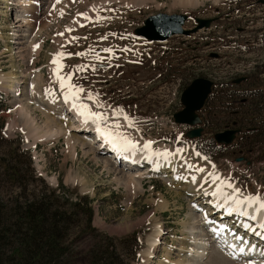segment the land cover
Instances as JSON below:
<instances>
[{
    "label": "rangeland",
    "instance_id": "1",
    "mask_svg": "<svg viewBox=\"0 0 264 264\" xmlns=\"http://www.w3.org/2000/svg\"><path fill=\"white\" fill-rule=\"evenodd\" d=\"M33 1L0 0V75H18L0 80V203L5 211L15 212L19 196L24 202L28 193L48 194L49 205L66 213L61 226L67 251L58 264H92V253L103 251L110 239L116 264H179L189 236L205 240L193 254L188 252V264H264V237L255 238L260 243L255 248L247 228L237 234L233 222L221 220L219 225L244 247L235 255L236 248L211 235L215 223L209 227L207 217L221 215L211 209L217 192L203 193L213 180L202 183L195 168L200 160L210 164L240 195L264 201V0H38L35 9ZM159 12L187 14L185 29L194 28L198 17L214 21L209 28L163 41L134 33ZM197 77L215 82L208 109L199 112L211 121L203 124L201 137L189 138L191 127L176 123L174 113L184 108L181 94ZM246 88L255 97L245 93L236 101V92ZM68 96L76 103L70 104ZM74 105L99 117L88 119L93 128L87 134L71 125L82 116L69 108ZM48 115L60 121L61 135H50ZM32 123L41 126L39 135L32 133ZM121 123L125 127L115 135L130 141L133 152L146 143L154 153L162 146L171 148L178 152V169L149 173L146 159L120 165L103 148H112L110 129ZM231 128L240 129L234 144L220 149L209 141ZM97 129L109 139H102ZM70 135L78 140L72 149ZM89 139L95 140L92 146ZM14 163L22 169L18 175ZM189 175L196 179L190 182ZM84 197L93 209L91 221ZM155 234L160 242L153 249ZM9 235L16 237L13 231ZM13 247L12 239L0 241V264H13ZM203 250L208 252L202 255Z\"/></svg>",
    "mask_w": 264,
    "mask_h": 264
},
{
    "label": "bare ground",
    "instance_id": "2",
    "mask_svg": "<svg viewBox=\"0 0 264 264\" xmlns=\"http://www.w3.org/2000/svg\"><path fill=\"white\" fill-rule=\"evenodd\" d=\"M35 1V2H34ZM33 1V3L31 4V7L33 8V9H35L34 7H37L38 6V0H34ZM182 4H185L186 2H190L189 0H181L180 1ZM18 78V75H14V72H11L10 74H7V75H0V80L1 81H6V80H9V79H11V78ZM19 77H22L21 75L19 76ZM16 78V79H17ZM4 83V82H3ZM17 87V86H16ZM19 88H21V87H19ZM18 88V89H19ZM22 89V88H21ZM36 90V89H35ZM15 91V90H14ZM18 91V90H17ZM71 97V96H70ZM70 97L68 96V99H67V101L70 99ZM70 104L72 103V104H75L76 103V101L74 100V99H72L71 98V100H69L68 101ZM22 108H24V106L22 105V107H21V109ZM69 108L72 110V109H75V111H82L83 112V110H81V108L80 107H78L77 105H75V106H69ZM87 108V107H86ZM86 111V110H85ZM89 111V110H88ZM87 111V112H88ZM94 112V111H93ZM92 113V112H91ZM87 114H89V113H87ZM87 114L86 115H82V116H75L74 117V119H72L73 121L71 122V119H70V122H71V125H73V126H77V127H80L81 129H82V131H85V133L87 134V133H89L90 132V130L88 131V128H93L92 127V121H89L88 119H90V118H88V119H86V116H87ZM94 114V113H93ZM48 121H47V123H46V125H47V127H48V130L50 131V135H61V133L62 132H64V130L65 129H63L62 128V125H60V121H57V119L55 118V117H52V116H49L48 115ZM124 119H126L125 117H124ZM123 119V120H124ZM68 121V120H67ZM30 122V121H29ZM123 122H127V121H123ZM64 123H66L65 121H64ZM31 124V123H30ZM29 125V124H28ZM32 125L34 126L35 124L34 123H32ZM32 125H30V128H31V130H32V133L34 132L35 134H37L38 132H36V131H38V129H40V127L38 126V124L36 125V126H34V127H31ZM93 125H94V122H93ZM69 126V125H68ZM125 127V126H124ZM124 127H123V125H122V123H121V125H120V129L118 128V129H110V139L108 138V137H106L104 134H103V131H101L100 129L98 130H96L97 132H98V134L100 135H102L103 137H102V139H105L106 140V138H108L110 141H111V143H112V148L111 149H109L108 147H104L103 148V151H105L106 153H111V154H113V153H117L116 155H118L119 153H120V155H121V158H123L122 160H121V158L120 157H117V156H115V159H119L120 161H119V164L120 165H122L124 162H125V165L126 164H128V163H137V161H140V160H142L143 161V159H146L144 162L145 163H149V165H148V167H147V170L149 171V173H151L152 171H155V172H160V171H163L164 169H170L171 167H173V168H177L178 169V165H177V157H178V152L177 151H175V150H172L171 148L170 149H168L167 147H163L162 146V148H160L159 149V151H157V152H155L154 153V151L152 150V149H150V147L149 148H145L144 146L141 148V149H143L142 151H141V149H140V151H137V152H133L132 151V148L130 149V141H127V143H126V141H122L121 139H118V135L120 134L119 132L121 131V130H123L124 129ZM42 129V128H41ZM40 129V130H41ZM69 129V128H68ZM87 130V131H86ZM84 133V132H83ZM115 133H119V134H117V136L115 135ZM38 135H39V133H38ZM64 135V134H63ZM33 136V135H32ZM68 138V147L69 148H71L72 149V147L74 148L75 147V145H76V143L78 142V140L76 139V137H74V136H72V135H70V136H68L67 137ZM91 138V137H90ZM100 138V137H99ZM131 138V137H130ZM81 141H83V140H81ZM89 141H90V145L92 146V143H95V140L94 139H89ZM83 142H87V144H88V141L86 140V141H83ZM98 143V142H97ZM103 143V142H102ZM84 144V143H83ZM128 144V145H127ZM97 145V144H96ZM104 145V144H103ZM102 145V146H103ZM109 145V144H108ZM93 147H94V145H93ZM110 147V146H109ZM120 149H119V148ZM95 149L96 148H98V146H95L94 147ZM125 150L124 152L122 151V150ZM188 154V153H187ZM114 155V154H113ZM189 155H191V154H189ZM189 155H187V156H189ZM192 157V156H191ZM190 158V157H189ZM188 158V159H189ZM192 160V159H191ZM109 161H113L112 163H115L116 162V160H114V159H109ZM115 161V162H114ZM122 161H124V162H122ZM120 162H122V163H120ZM188 162V161H187ZM191 162V161H190ZM107 163H108V161H107ZM110 163V162H109ZM118 163V162H117ZM132 163V164H133ZM151 164V165H150ZM188 164V163H187ZM153 165H155L154 167H155V169L154 170H152L150 167L151 166H153ZM124 166V165H123ZM131 166V165H130ZM135 166V165H134ZM150 166V167H149ZM194 167V166H193ZM192 167V168H193ZM173 168H172V170H173ZM195 168H196V170H197V172L198 173H200V174H202L201 176H200V178L202 179V183H204L205 182V179H207V178H209V174L210 173H213V174H215V176H218L219 177V179L218 180H214V179H212L213 180V182H212V184L211 185H209V187L207 188H205L204 189V192L203 193H208V192H212V191H216L217 193H216V195H213V197H211V198H213V201H212V205L213 206H211L212 208L211 209H213L214 208V210H212L213 212H214V214H215V211H216V209H218V210H220L221 211V215H220V212L218 213V215H217V217H213V218H209V217H207V219H208V223H209V225L211 226V224H213V223H215L214 224V227H213V230H215V234L217 235V233H218V235H219V237L224 241V242H227L229 245H227L228 247H230V248H232V247H234L235 245H236V249L234 250L235 251V255L236 254H238V253H242L243 252V250L241 251V249H243L244 247H243V245H240V243H237V241H236V238H234V236H230V235H232V234H230V232H232L230 229L228 230V231H226V228H224V226L222 225V226H220L219 224H220V221L221 220H223V222L224 223H231V222H234L233 223V225L235 226V229H236V231H237V234L239 233V234H241L242 233V231H244V230H246V228L248 229V231H247V234H249V233H251V234H249V237H251V235H252V237L254 238L253 239V241L251 240V239H246V240H250V241H252V243L250 244V246L251 245H253V243L255 242V238L257 237L258 239H261L262 237H264V227H262V225H264V209H262V208H260L259 207V203H252V204H249V203H247V202H245V203H243V204H241L239 207L236 205V203L234 202L236 199H245V198H247L248 197V195L246 196V194H243V192L241 193V195H240V193H239V190L237 189V188H235L233 185H232V187H228V184H230V183H227L226 182V180L223 178V177H221L220 176V173H218L217 172V170H215L213 167H212V165H210V164H204L201 160H200V162H198L197 163V165L195 166ZM210 168V172H208V169ZM194 169V168H193ZM199 169H203V171H199ZM148 171H146V172H139L138 174L139 175H137V176H140V175H145V173H148ZM195 171V170H194ZM195 178V176H190L189 175V180H190V182H192V180ZM131 179H133V178H130V180H128V181H131ZM196 179V178H195ZM204 180V181H203ZM134 182V181H133ZM207 182V181H206ZM130 183V182H129ZM128 183V184H129ZM186 185H187V183H188V181H185L184 182ZM199 183V182H198ZM204 185H206V184H204ZM208 186V185H207ZM185 188V187H184ZM188 193H190V192H187V194ZM184 194H186V193H184ZM197 194V193H196ZM226 197H227V199H226ZM260 201H262V200H260ZM217 207V208H216ZM211 211V212H212ZM236 213H240L241 214V216H250V219L249 220H255L256 221V224L254 225V224H251V222H252V220H251V222H250V224H248L247 222H245L244 220H243V218L242 219H240V217L239 216H237V214ZM211 221H213L212 223H210ZM192 224V223H191ZM236 224H238V226H236ZM208 225V226H209ZM248 226H252V227H248ZM230 227V226H229ZM239 228V230H237ZM243 228H245L244 230H243ZM232 229V228H231ZM234 230V229H233ZM230 234V235H229ZM243 234H245V233H243ZM204 234H202V236H203ZM206 235V234H205ZM211 235L213 236V234L211 233ZM245 236V235H244ZM194 237L195 236H193V237H188L187 238V241H185V243H184V249H187V250H185V257L183 258V260L182 261H180L179 262V264H188V252H190V253H192V252H194V250L196 249V245L199 243V241H202V240H205L204 238L202 239V238H200L199 240L197 239V238H195L194 239ZM218 237V238H219ZM247 237V236H246ZM248 238V237H247ZM194 239V241L193 242H195L194 244H190L189 242L190 241H192ZM245 240V239H244ZM243 241V240H242ZM241 241V242H242ZM159 237H158V234H155L153 237H152V239H151V248H153V249H155V248H157L158 247V244H159ZM256 242L258 243L259 241L258 240H256ZM255 242V248L256 247H260V243L259 244H257ZM201 243V242H200ZM203 243V242H202ZM250 243V242H249ZM161 244V243H160ZM242 244V243H241ZM206 245H207V243H206ZM231 245V246H230ZM240 245V246H239ZM246 245V244H245ZM248 245V244H247ZM247 247V246H246ZM210 248V247H209ZM254 248V247H253ZM253 248H251V249H253ZM205 249H207V247L205 248ZM204 249V250H205ZM261 249V248H260ZM201 251V254H202V252L204 253V252H206V251ZM244 250H246V248L244 249ZM263 250V249H262ZM233 251V252H234ZM249 251V250H248ZM253 251V250H252ZM258 251V250H257ZM208 252V251H207ZM260 252V251H259ZM257 253V252H256ZM261 253V252H260ZM193 254V253H192ZM198 254H200V251L198 252ZM202 255H205V254H202ZM207 255V254H206ZM198 256V255H197ZM250 256V255H249ZM200 257H201V255H200ZM245 257V256H244ZM251 257H253V256H251ZM256 258V257H255ZM260 258H261V256H260ZM242 259H244V258H242ZM244 264H248V263H244Z\"/></svg>",
    "mask_w": 264,
    "mask_h": 264
},
{
    "label": "trees",
    "instance_id": "3",
    "mask_svg": "<svg viewBox=\"0 0 264 264\" xmlns=\"http://www.w3.org/2000/svg\"><path fill=\"white\" fill-rule=\"evenodd\" d=\"M11 168L14 175L22 171L19 163L12 164ZM50 192L51 195L56 194L55 190ZM28 196L30 198H26L24 202L20 200L21 196L17 197V202L15 199L13 215L8 214L4 205L0 203V241L13 240L14 247L11 254L13 264H58L67 251L66 245L62 243L64 231L61 226L63 223L61 218H64L66 213L60 212L59 207L49 205L48 194L40 195L34 192V195L28 193ZM68 200L65 199L64 202ZM84 200L86 203L84 209L91 221L93 209L89 206L90 200L87 197H84ZM72 204L75 207L82 205L80 202ZM11 231L16 235L15 238L9 235ZM94 251L97 250L92 252ZM2 254V248H0V261H2ZM98 255L99 257H96ZM92 256L96 258L92 264H116L118 256L113 240L110 239V243H107L103 251L96 256L92 253Z\"/></svg>",
    "mask_w": 264,
    "mask_h": 264
},
{
    "label": "water",
    "instance_id": "4",
    "mask_svg": "<svg viewBox=\"0 0 264 264\" xmlns=\"http://www.w3.org/2000/svg\"><path fill=\"white\" fill-rule=\"evenodd\" d=\"M188 18L187 14H168L159 12L157 14L149 15L142 26L137 27L134 32L138 36L145 37L149 40H167L175 34H186L197 32L199 29L209 27L214 21L213 18H197L198 25L192 29H185L184 23ZM215 56H218L217 54ZM241 79H237L239 82ZM214 82L205 77H198L194 79L182 92L181 102L184 108L174 113L176 123L187 124L195 126L202 122L197 111L201 110L205 104L206 99L212 91ZM202 127L193 128L187 132V136L195 138L201 136ZM237 130L229 129L219 132L215 135L219 143L229 144L236 135ZM237 160H241L240 158Z\"/></svg>",
    "mask_w": 264,
    "mask_h": 264
},
{
    "label": "snow or ice",
    "instance_id": "5",
    "mask_svg": "<svg viewBox=\"0 0 264 264\" xmlns=\"http://www.w3.org/2000/svg\"><path fill=\"white\" fill-rule=\"evenodd\" d=\"M61 35H62V34H61ZM37 47H38V46H37ZM105 51H109V50H108V49H105ZM58 55H63V54L60 53V54H58ZM80 55H83V54L81 53ZM52 63H53V64H57L58 62H57L56 59H53ZM56 75H57V77H58L59 79H61V87H65L66 85L63 83V80H64L65 78L60 77V75H59V70L56 71ZM67 79H70V77H68ZM67 87L71 88L72 86H71L70 84H68ZM73 95H75V93H73ZM89 98H91V97H89ZM74 106H75V105H74ZM80 114H81V115H85L84 112H81ZM88 118L98 119L99 117L96 116V114L89 113L88 116H86V119H88ZM126 143H127V141H126ZM149 146H150V144H147V143L144 145L145 148H149ZM132 147H135V145L133 144ZM199 171H203V169H199ZM209 178H210V179H214V180H218V179H219V177H218V176H215V174H213V173H210V174H209ZM228 187H232V185H231V184H228ZM226 199H227V197H226ZM234 202L236 203V205H237L238 207H239L241 204L245 203V202H247V203H249V204H252V203L255 202V203H259V207H260V208L264 209V201H260V198H259V197H247V198H245V199H243V200H242V199H236ZM262 227H264V225H262ZM238 238H239V237H238ZM241 251H242V249H241Z\"/></svg>",
    "mask_w": 264,
    "mask_h": 264
},
{
    "label": "flooded vegetation",
    "instance_id": "6",
    "mask_svg": "<svg viewBox=\"0 0 264 264\" xmlns=\"http://www.w3.org/2000/svg\"><path fill=\"white\" fill-rule=\"evenodd\" d=\"M244 80V79H243ZM242 80V81H243ZM235 82L236 83H239V82H237V79H235ZM236 86H239V84H236ZM245 93H248L247 95L248 96H250V98L252 99L253 97H255V94L256 93H253L252 91H250V89L249 88H246L245 90H240V91H237L236 92V94L234 95V98H235V100L237 101V99L238 98H240L241 97V95L242 94H245ZM213 95V93H211L210 94V96L208 97V99H207V101H206V104H205V109H208V103H209V100L211 99V96ZM252 96V97H251ZM248 98H243V99H241V103H246V100H247ZM210 116H207V117H205V118H203V124H205V123H208V121L210 120L211 121V119L209 118ZM203 126V125H202ZM204 128V127H203ZM231 129H235V128H231ZM238 130V132H237V134H236V136L240 133V129H237ZM224 131V130H223ZM219 132H221V131H219ZM218 133V132H217ZM246 133V136H248L249 134H251V130H248V131H246L245 132ZM215 135L216 134H213V136L212 137H210V142L211 143H213V144H215V146H217V147H220V149H223V148H226V145H223V144H220V143H218L216 140H215ZM236 142V138L234 139V142L233 143H235ZM250 163V162H249Z\"/></svg>",
    "mask_w": 264,
    "mask_h": 264
}]
</instances>
